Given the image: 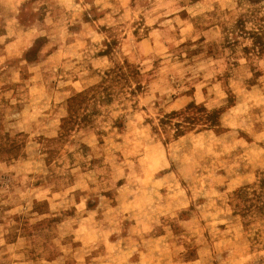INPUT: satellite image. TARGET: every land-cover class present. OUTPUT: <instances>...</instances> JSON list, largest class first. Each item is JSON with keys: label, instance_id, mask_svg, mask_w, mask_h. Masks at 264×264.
<instances>
[{"label": "rangeland", "instance_id": "rangeland-1", "mask_svg": "<svg viewBox=\"0 0 264 264\" xmlns=\"http://www.w3.org/2000/svg\"><path fill=\"white\" fill-rule=\"evenodd\" d=\"M264 0H0V264H264Z\"/></svg>", "mask_w": 264, "mask_h": 264}, {"label": "trees", "instance_id": "trees-1", "mask_svg": "<svg viewBox=\"0 0 264 264\" xmlns=\"http://www.w3.org/2000/svg\"><path fill=\"white\" fill-rule=\"evenodd\" d=\"M240 32L243 36L250 40V45L244 47L248 53H253L255 55L264 54V27L261 25L257 27H244L242 24Z\"/></svg>", "mask_w": 264, "mask_h": 264}]
</instances>
